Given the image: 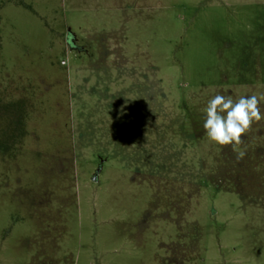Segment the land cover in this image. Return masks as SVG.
<instances>
[{
    "label": "rangeland",
    "instance_id": "374dc122",
    "mask_svg": "<svg viewBox=\"0 0 264 264\" xmlns=\"http://www.w3.org/2000/svg\"><path fill=\"white\" fill-rule=\"evenodd\" d=\"M217 94L264 95V0H0V264H264Z\"/></svg>",
    "mask_w": 264,
    "mask_h": 264
},
{
    "label": "clouds",
    "instance_id": "9594fccd",
    "mask_svg": "<svg viewBox=\"0 0 264 264\" xmlns=\"http://www.w3.org/2000/svg\"><path fill=\"white\" fill-rule=\"evenodd\" d=\"M67 63V61H62ZM264 95L258 97L240 96L233 99L231 95L217 94L212 97L204 109L203 128L208 139L220 146L243 143V137L251 130L253 123L264 119L260 103ZM244 152H239L237 159H242Z\"/></svg>",
    "mask_w": 264,
    "mask_h": 264
}]
</instances>
